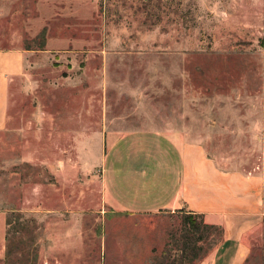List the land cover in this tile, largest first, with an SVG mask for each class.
Masks as SVG:
<instances>
[{
    "label": "rangeland",
    "instance_id": "obj_1",
    "mask_svg": "<svg viewBox=\"0 0 264 264\" xmlns=\"http://www.w3.org/2000/svg\"><path fill=\"white\" fill-rule=\"evenodd\" d=\"M4 51L26 58L0 131V264H199L216 251L225 232L201 216L105 206L103 124L185 130L226 169H264V0H0ZM246 264H264V241Z\"/></svg>",
    "mask_w": 264,
    "mask_h": 264
},
{
    "label": "crops",
    "instance_id": "obj_2",
    "mask_svg": "<svg viewBox=\"0 0 264 264\" xmlns=\"http://www.w3.org/2000/svg\"><path fill=\"white\" fill-rule=\"evenodd\" d=\"M25 58L22 51L0 52V131L7 121L9 81L23 73ZM103 128L109 149L102 162L103 202L111 212L201 216L206 225L223 229L225 238L199 264H246L264 241V169H226L204 140L203 146L194 143L185 130L147 125L111 131L107 122ZM132 142L137 151H130ZM7 230L0 212V262L6 256Z\"/></svg>",
    "mask_w": 264,
    "mask_h": 264
}]
</instances>
